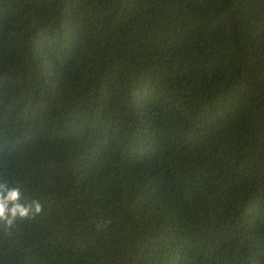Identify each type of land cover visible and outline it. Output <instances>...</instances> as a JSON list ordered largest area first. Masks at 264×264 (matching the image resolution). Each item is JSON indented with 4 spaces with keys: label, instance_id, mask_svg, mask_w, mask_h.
Listing matches in <instances>:
<instances>
[{
    "label": "trees",
    "instance_id": "16d2710c",
    "mask_svg": "<svg viewBox=\"0 0 264 264\" xmlns=\"http://www.w3.org/2000/svg\"><path fill=\"white\" fill-rule=\"evenodd\" d=\"M0 264H264V0H0Z\"/></svg>",
    "mask_w": 264,
    "mask_h": 264
},
{
    "label": "clouds",
    "instance_id": "9594fccd",
    "mask_svg": "<svg viewBox=\"0 0 264 264\" xmlns=\"http://www.w3.org/2000/svg\"><path fill=\"white\" fill-rule=\"evenodd\" d=\"M21 191L17 188H8L0 183V222L11 227L17 218H30L42 211V206L37 200L22 203Z\"/></svg>",
    "mask_w": 264,
    "mask_h": 264
}]
</instances>
